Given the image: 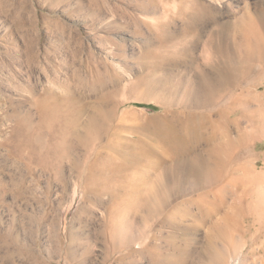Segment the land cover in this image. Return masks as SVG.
<instances>
[{
  "label": "rangeland",
  "instance_id": "obj_1",
  "mask_svg": "<svg viewBox=\"0 0 264 264\" xmlns=\"http://www.w3.org/2000/svg\"><path fill=\"white\" fill-rule=\"evenodd\" d=\"M260 9L0 0V264H264V60L210 67L240 65L239 20ZM216 102L214 158L169 157L161 125L185 137Z\"/></svg>",
  "mask_w": 264,
  "mask_h": 264
},
{
  "label": "bare ground",
  "instance_id": "obj_2",
  "mask_svg": "<svg viewBox=\"0 0 264 264\" xmlns=\"http://www.w3.org/2000/svg\"><path fill=\"white\" fill-rule=\"evenodd\" d=\"M188 10V9H187ZM190 10V9H189ZM259 11V10H258ZM258 13V12H257ZM181 14L185 15L184 12H182ZM250 13H247L246 10H244L243 14H242V18H240L239 21H241L240 28L241 33H240V37L241 40L243 42V44L245 47L241 50H243L242 52H240L242 54L241 57V63L239 66H236V64H232V63H223L221 65H215V64H211V70L218 72H226V73H234L237 68H240L241 70H243L245 72V74L248 73V75H250L249 73L252 72L253 70H256V66L254 63V61H258V62H262L264 60V9H260L259 14H255L254 16H249ZM254 15V14H253ZM195 16L197 17H203L205 16L204 11L201 12L200 14H194L193 16H189L188 20L191 21V19H194ZM189 25V24H188ZM190 27V25L188 26ZM239 27V26H238ZM190 29V28H188ZM231 35V34H230ZM228 36L227 39L231 38V36ZM246 44V45H245ZM243 47V46H242ZM240 47V48H242ZM262 73L264 72V67H262V69H259ZM225 73V81L221 82V87L220 88H225L224 90H226L228 88V86L231 84V79H227L226 74ZM232 73V74H233ZM258 73V70H257ZM223 74V73H220ZM261 76V74H259ZM231 77V76H228ZM234 78V77H233ZM234 81V80H232ZM238 81V80H237ZM245 81V80H244ZM240 82V81H239ZM209 83H207L208 85ZM211 84V83H210ZM220 88L210 90V97H211V101L208 100V103L214 101L213 97L214 94H216V91L218 92ZM212 89V88H211ZM248 97V96H247ZM245 97V98H247ZM259 97V96H258ZM257 97V99H259ZM261 97V95H260ZM234 98V97H233ZM249 99V100H248ZM246 100H248V102L242 103L243 101H236L235 98V103L237 104H241L239 105V107H242L244 109L247 110L248 107L251 106V102L252 100L256 101L257 99H250L248 98ZM234 100V99H232ZM243 100V98H242ZM231 102V101H230ZM233 102V103H234ZM219 103H214L213 107H215V109L212 111V114H208V113H200V114H190L188 116H186V123L185 126L182 128V132L185 133V137L183 136H179L181 134H179L177 131H179V129L176 126H172L171 122L169 121H165L161 127H160V131L162 132V135H157L160 138L161 136V141L164 143L166 152L168 153L169 157L172 158H177V157H182L185 155H188L192 150H194L197 146L202 145L205 149H206V156H212L213 158L215 156V154H217L214 143L216 141V134L217 132L220 130L222 132H226L228 130V128L230 127V122H227V116L228 113H226L225 111H217L219 109L216 110V107H218ZM232 105V104H231ZM243 109V110H244ZM211 111V110H210ZM211 113V112H210ZM251 113V112H250ZM260 113H263V111H260ZM247 113L244 114V116H246ZM251 115V114H250ZM249 115V116H250ZM258 115V114H257ZM220 119L219 122V126H215V121L216 119ZM73 118V117H72ZM212 118H214L215 120H212ZM54 119H56L57 122H60V120H64L63 118V114H61L60 112L58 114H56L54 116ZM218 121V120H217ZM61 128L63 130L66 129V124L62 125ZM262 128V127H261ZM264 128V127H263ZM263 130V129H262ZM181 133V132H180ZM173 134H175L173 136ZM183 134V133H182ZM172 137V142L170 141V136ZM257 136L261 137L262 135H260V133L257 132L256 134ZM263 137V136H262ZM141 147V146H140ZM200 147V146H199ZM219 154V153H218ZM155 155V154H154ZM224 156V155H223ZM208 158V157H207ZM178 159V158H177ZM188 159V158H187ZM203 159V158H202ZM206 159V158H205ZM221 159V158H220ZM162 160V157H161ZM176 160V159H175ZM199 160V158H198ZM222 160V159H221ZM168 161V160H167ZM183 161V160H182ZM223 161V160H222ZM130 162V161H129ZM150 162V161H149ZM147 162V163H149ZM181 162V161H180ZM208 162V161H207ZM178 163V162H177ZM182 164V163H181ZM207 164V163H206ZM212 164V163H211ZM216 164V163H215ZM147 165V164H146ZM152 164H150L151 166ZM157 165V164H156ZM210 165V164H209ZM209 165L206 166V168H209ZM220 165V164H219ZM158 167V166H157ZM155 168V167H154ZM212 168V166H211ZM219 168V167H218ZM217 168V169H218ZM222 168V167H221ZM158 169V168H157ZM201 169V168H200ZM204 169V168H202ZM216 169V168H215ZM216 169V172H217ZM154 170V169H153ZM205 170V169H204ZM207 170V169H206ZM209 170V169H208ZM212 170V169H211ZM210 171V170H209ZM211 173V172H210ZM234 173V172H233ZM252 173V172H251ZM171 174V173H170ZM225 174V173H224ZM254 174V173H253ZM168 175V174H167ZM165 175V176H167ZM228 176V175H227ZM249 177V176H248ZM227 178V177H226ZM252 178V177H251ZM142 179V178H141ZM214 179V178H213ZM246 179V178H245ZM156 180V179H155ZM248 181V180H247ZM240 184V183H239ZM243 184V183H242ZM236 186V184H235ZM229 188V187H228ZM237 190V189H236ZM222 193V191H221ZM228 198V197H227ZM222 199V198H221ZM210 202V201H209ZM239 203V202H238ZM241 203V202H240ZM214 205H212L213 207L216 205L215 203H213ZM156 206V205H155ZM154 206V207H155ZM219 211V210H218ZM176 212V211H175ZM158 213V212H157ZM206 216V215H205Z\"/></svg>",
  "mask_w": 264,
  "mask_h": 264
}]
</instances>
